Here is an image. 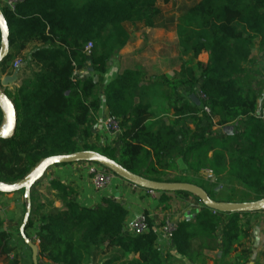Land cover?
Instances as JSON below:
<instances>
[{
	"label": "trees",
	"instance_id": "1",
	"mask_svg": "<svg viewBox=\"0 0 264 264\" xmlns=\"http://www.w3.org/2000/svg\"><path fill=\"white\" fill-rule=\"evenodd\" d=\"M158 2L24 0L14 9L2 8L11 32L10 54L0 69L3 75L7 63L28 44L43 47L30 53L29 65L36 70L10 95L17 122L14 137L0 139V182L22 181L50 156L96 151L155 182L182 183L169 176L182 160L187 171L206 170L218 180L234 179L257 200L264 199V121L256 117L264 79L259 81L262 73L254 69L258 61L252 59L255 39H260L264 58V0H198L174 15L164 13ZM139 27L175 33L182 56L197 59L207 54L208 62L198 63L199 76L189 70L178 74L180 80L163 77L169 87L163 97L171 102L174 116L170 125L152 110L145 88L139 85L141 73L125 70L105 90L110 114L121 128L119 147H96L89 139L92 117L101 108L98 83L92 76L77 74L88 63L97 74H106L114 55L129 44L133 29ZM88 44H92L90 51H86ZM181 84L199 87V104L175 97ZM231 125L241 126L240 131L231 135L213 131ZM44 177L31 189V215L25 228L28 238L29 231L35 233L38 264H81L78 253L92 247L137 257L132 264H173L171 256L158 249L157 227L151 219L146 234L125 232L129 211L114 198L103 199L96 208L83 207L72 186L53 181L63 209L37 214L34 192ZM159 194L160 206L170 210L169 193ZM173 194L200 202L186 192ZM201 206L194 218L177 224L171 238L176 254L188 264H208L211 252L222 254L215 264H250V227L244 223L249 214H223ZM10 240V234H0V262L12 252Z\"/></svg>",
	"mask_w": 264,
	"mask_h": 264
},
{
	"label": "rangeland",
	"instance_id": "2",
	"mask_svg": "<svg viewBox=\"0 0 264 264\" xmlns=\"http://www.w3.org/2000/svg\"><path fill=\"white\" fill-rule=\"evenodd\" d=\"M75 1L78 3H82L83 0ZM197 1L198 0H173L169 4H164V0H159L158 5L162 8L164 13L168 15H174L179 8H183L185 6L188 7ZM177 43V36L173 32H167L162 29H150L139 27L137 29H133L129 44L124 49L118 51L114 55L110 62L109 70L106 74H97L92 70L90 63H88L85 70L81 74L78 73L77 76L94 77L95 81L98 83V96L100 98V101L104 103L105 90L107 86L111 83V81L115 79L116 76L122 75L127 69L139 71L142 75L139 85L145 88V92L148 95L146 96V98L150 100L154 113L165 122V125H170L173 121L172 118L169 117V111L172 106L171 102L165 100L163 97L164 92L167 91V89L169 88L166 85V81L163 80V77H166V80H180L182 77L178 74H182L183 71L185 74H188L186 73V71L189 70H193L196 76H199V72L197 71L198 63L202 62L206 64L209 59L207 54H202L197 59L194 58L192 55L184 57L181 55ZM34 49L35 48H31L27 53H21L20 55H15L14 51L13 53L15 56L13 58H15V61H13L14 59H11L7 63V65L9 63L12 64L10 68L8 67L9 69L7 71V75H3L0 70V82L6 76L13 75L15 70L13 67L15 63H19L21 65L22 70L24 71L20 76L19 81L6 88H3L5 94L9 99L10 95L15 93L17 89L21 86L22 80L25 77L29 76L32 70H36V67L29 65V55ZM252 59L258 61V64L254 69L256 71H261L262 74H258V79L259 81H262L264 79V58H262L260 53V39H255L253 42ZM178 95L181 98L183 97L185 100L191 99L193 102L197 101L198 104L200 103V93L198 86L191 87L185 84H181L177 89L175 97ZM259 106H264V93L260 98ZM98 120V114H95V116L93 115L91 120L92 128L89 143L99 148L110 145L111 147L118 148L119 146L117 147L115 145V142H113L114 140L108 142L106 141V139H104L106 141V145L101 144L103 138L100 135V132L97 130L98 127H96L98 125ZM2 122L3 116L1 114V123ZM1 123L0 128L2 127ZM187 126L190 129H194L192 121H188ZM240 127L236 125H231L227 127L216 126L213 128V131L221 135H231L240 131ZM109 134L112 135L111 133ZM179 164V169L169 174L170 178L180 180L183 183L190 182L195 185H200L202 186V188H205L210 192L212 199L218 201H231L233 203L247 202L253 199L257 201L256 196L251 192V190H249L243 184L237 182L234 179L223 177L218 180L217 177L211 176L206 170H203L199 173L190 172L187 171L186 165L184 166L182 162H179ZM46 181L47 178H44L41 182L45 183ZM116 200L119 201L118 199ZM194 201L196 202V205H198V207H200L201 209V203L199 201H196L195 199ZM159 208H162L163 212H160ZM159 208L155 210L159 211V215L156 218L157 226H164L167 221H173V217H178V206L174 208L173 214L171 215L168 213L173 208H171L170 210H164L163 205ZM25 211L27 213L26 207ZM170 213H172V211H170ZM173 222L176 223L177 221ZM221 233L222 227L219 228L218 237H221Z\"/></svg>",
	"mask_w": 264,
	"mask_h": 264
},
{
	"label": "crops",
	"instance_id": "3",
	"mask_svg": "<svg viewBox=\"0 0 264 264\" xmlns=\"http://www.w3.org/2000/svg\"><path fill=\"white\" fill-rule=\"evenodd\" d=\"M6 1L7 0H0V6L2 8L6 7ZM40 47H43V45L38 43H30L27 45L26 50H24L22 53H27L31 48ZM13 59V61H15V58ZM11 65L12 64L9 63L8 67L10 68ZM21 75L22 68L18 76V81ZM117 77L118 76H116L115 79ZM194 102L197 103V101ZM169 113V117L174 120L172 109H170ZM98 117L99 120L97 121L98 125L96 127H98L97 130L100 132V135L103 138L101 144L106 145V141L110 142L111 140H114L113 142H115V145L118 147L119 142L117 139L113 135L107 133V131H105V129L102 127L103 120L112 117L105 101L104 103L101 101V108L98 113ZM215 121H217V119H215ZM104 139H106V141ZM179 162H182L185 166L184 162L179 160V167ZM91 166V162H84L72 165L55 166L49 169L44 177L47 178V181L45 183L40 182L35 187L34 195L36 213L46 214L54 209H63V204L59 198L58 191L52 185L53 181H60L66 185L72 186L77 191V202L83 207L96 208L105 198L118 199L126 206L129 211L127 223L132 221L139 214L145 213L147 211L152 223L155 227H157L158 249L164 255L171 256V263L188 264V262L183 257L176 254L172 241L168 239V237L162 232V226L159 227V225L157 226L156 224V218L159 215V211L163 212L162 208H159L160 194L144 192L142 189L137 188L118 177L112 181L108 188L104 190H97L93 185L92 176L89 173ZM168 196L172 198L171 208H173L170 210L172 213L169 211L168 214H173L174 208L178 206V217H173V221H177V224L184 221L185 219L194 218L196 214L202 209L196 205V202L191 197H178L173 193H169ZM252 201L256 200L253 199L247 202ZM25 203L26 197L24 192L0 194V234L5 232L11 235L9 244L10 248L12 249V252L2 259L0 264H33L32 250L25 242L20 231L25 217ZM158 208L159 211H155ZM244 223H248L250 227V237L248 242V247L250 248L251 252L249 257L250 264H264V213H249L248 216L244 217ZM28 236L32 242L38 246V242L35 240V233L33 231H29ZM221 255V252L209 253L208 256L211 260L208 262V264H215V261L219 260ZM78 257L81 261V264H132L137 261V257L125 254L123 251L118 249H112L106 252L105 247H92L88 251H82L78 253Z\"/></svg>",
	"mask_w": 264,
	"mask_h": 264
},
{
	"label": "water",
	"instance_id": "4",
	"mask_svg": "<svg viewBox=\"0 0 264 264\" xmlns=\"http://www.w3.org/2000/svg\"><path fill=\"white\" fill-rule=\"evenodd\" d=\"M0 24L1 33V50H0V69L1 65L6 61L10 54V28L3 17L2 7L0 6ZM21 68L17 67L14 70L13 75L6 76L0 82V111L3 116L2 127L0 128V139L10 140L14 137L16 130V108L11 99L7 97L3 88H6L18 81V76ZM84 162H96L105 168L109 169L118 178L130 183L131 185L144 189L154 193H176L186 192L197 197L200 202L207 208L223 214L234 213H258L264 211V199H260L252 202H220L212 199L207 191L192 183H165L155 182L143 178L120 165L118 162L96 152V151H80L67 155H54L44 159L39 166L25 179L15 184H6L0 182V193L13 194L24 191L25 197L28 200L27 213L24 217L21 227V235L24 238L27 245L32 250L33 264H38L39 249L36 244L32 242L30 238L25 235V228L31 215V189L39 182L47 173L49 169L60 165H72Z\"/></svg>",
	"mask_w": 264,
	"mask_h": 264
},
{
	"label": "built area",
	"instance_id": "5",
	"mask_svg": "<svg viewBox=\"0 0 264 264\" xmlns=\"http://www.w3.org/2000/svg\"><path fill=\"white\" fill-rule=\"evenodd\" d=\"M24 0H7L6 7L10 9H14L15 6ZM92 48V44H88L86 47V51H90ZM17 67H21L19 63H15L14 69ZM203 97V96H202ZM205 112L210 115L209 108H204ZM256 117L264 121V106L259 107L258 111L256 112ZM0 123H1V115H0ZM102 127L105 131L111 133L116 139L121 133V128L119 121L109 117L102 122ZM92 166L89 169V173L92 176L93 185L97 190H104L108 188L112 181L117 177L114 173L110 172L104 166L96 163L91 162ZM211 176L212 173L209 172ZM151 194H155L154 192H150ZM264 213V211H262ZM149 219L150 217L145 213H141L136 216L132 221L126 224L125 232L132 236H140L144 235L149 231ZM177 223L173 221H167L164 226H162V232L171 240L172 234L175 231ZM36 240V239H35ZM37 241V240H36Z\"/></svg>",
	"mask_w": 264,
	"mask_h": 264
},
{
	"label": "snow or ice",
	"instance_id": "6",
	"mask_svg": "<svg viewBox=\"0 0 264 264\" xmlns=\"http://www.w3.org/2000/svg\"><path fill=\"white\" fill-rule=\"evenodd\" d=\"M0 24H2V19H0Z\"/></svg>",
	"mask_w": 264,
	"mask_h": 264
}]
</instances>
